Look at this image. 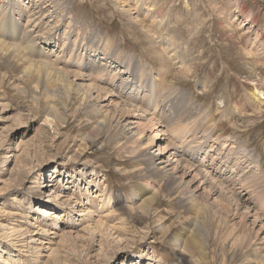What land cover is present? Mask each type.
I'll return each mask as SVG.
<instances>
[{
  "label": "rangeland",
  "instance_id": "obj_1",
  "mask_svg": "<svg viewBox=\"0 0 264 264\" xmlns=\"http://www.w3.org/2000/svg\"><path fill=\"white\" fill-rule=\"evenodd\" d=\"M10 1L0 0V20L12 10ZM119 1L163 17L192 70L182 72L170 61L178 96L199 105L194 117L206 132L197 133L198 140L208 138L212 149L231 142L245 148L249 166L264 176V96H253L264 94V0ZM13 2L23 6L19 32L30 9L44 18L36 40L51 38L45 45L52 58L80 54L116 71L132 60L147 67L149 79L161 71L152 43L156 25L144 32L120 12L118 0ZM94 36L106 45L89 44ZM5 57L1 52L0 264H264V205L249 183L235 184V193L223 184L228 202L204 190L205 210L188 209L163 181L151 180L150 187L124 135L104 131L78 91L63 92L57 73L37 64L17 68ZM104 86L116 93L110 82ZM114 88L124 94L119 100L144 109L125 97L139 93L129 72ZM233 114L244 123L232 124ZM222 169L216 178L227 173ZM135 186L144 190L139 199ZM258 188L264 194V180Z\"/></svg>",
  "mask_w": 264,
  "mask_h": 264
},
{
  "label": "bare ground",
  "instance_id": "obj_2",
  "mask_svg": "<svg viewBox=\"0 0 264 264\" xmlns=\"http://www.w3.org/2000/svg\"><path fill=\"white\" fill-rule=\"evenodd\" d=\"M7 5L12 10L4 11L3 17L0 20V28H2L0 29V56L2 52L6 56L5 58H9L12 64L18 66H16L17 68L20 66L30 70L37 64L44 67L43 69L46 73H57V81L62 90H64L63 92L67 96H70L71 91H78L80 99L85 105V109L91 114L100 116L104 131H110L112 129L111 135L113 137L124 135V144L127 152L136 158L137 164L141 167L139 172L147 180L150 182L151 180L163 181L169 191L177 192L179 200L188 209H193L192 206H198L205 210V204L200 200L201 192L204 190L210 195H215L216 199L218 197L228 202V195L226 196V190L223 189L224 187L222 185L227 184L228 186L226 188H229L230 191L235 193L236 188H234V185L242 184V186H245L243 184L245 182L249 183L248 185H251V188L255 191L254 196L256 200H259V203L264 205V197L262 198L264 194H261V192L258 193L259 182L264 180V176L261 171H257V169L254 171L249 166L252 163L250 151H248L249 154L245 148L241 149L238 147L234 149L235 145L232 142L224 145L225 148L223 149L226 150L219 147L212 149L213 145L209 146V144L207 148L208 138L202 136L206 131L203 130L204 127L201 129L194 117V114L199 110V105L194 104L192 99H187V94H183L185 98L178 96L174 86L178 78H176L177 75L175 76L176 73H171L172 63H179L178 68L182 72H190L192 70L185 64L186 62L182 59L183 56L176 49L177 47L175 48L173 46L175 39L164 28L163 17H159L156 20L155 16L157 14L153 15L152 10H145L143 13V11H138L134 6L118 0L120 12L123 15H127L130 21L134 22L141 30L150 33L151 27L154 24L158 29V37L153 36L152 43L159 53V58L156 60L160 64L161 71L154 74L152 79H149L150 73L147 67L137 65L132 60L127 63H121L120 68L116 71L103 64H98L89 58H83L80 54H76L74 57L72 54H64L61 57L55 56L52 58V54L48 53L50 51L47 50L45 45L51 38H44L45 41L42 42L36 40L39 37L36 32L40 31L44 18L35 16L34 11L30 9L25 20L26 25L24 24L23 30L20 28L21 32H19L16 27V22L17 19H20L24 15L22 12L23 6L22 4L13 2V0L8 2ZM133 10L136 11L133 12ZM94 37L89 39V44H100L103 47L106 45L105 40L97 38L98 36ZM246 51L248 54L250 50ZM32 54L36 55V60L29 58ZM78 57H80L79 60H77ZM63 58H66V60L63 61ZM170 61L173 62L171 63ZM6 62L10 63L7 60ZM61 65L65 66L66 69L61 67ZM23 71L25 73V70ZM127 72H129L131 79H134L137 83L139 93L136 92L135 95L130 96L125 95V97L129 101H132V99L134 101L139 100V103L145 110L135 107L136 105L138 106L136 103H127L124 100H119L120 98L122 99L124 94L117 91L114 85ZM87 81L88 85L83 84ZM106 82H110V86L115 90L116 95L109 91L110 88L104 86ZM204 86L206 88V85ZM93 93L96 94L93 95ZM254 93L253 96L257 100H262L260 96H264L263 93L260 91ZM259 107L260 104L257 108ZM129 108L133 110H129ZM130 111L134 112V116L131 115ZM231 118H234L232 124H235L237 121L241 123L244 121V118L235 116L234 114ZM200 131H205L201 135L204 138L201 141L198 140L199 135H197ZM214 139L216 140L218 137ZM155 145L157 147L151 150L150 148H153ZM227 146L228 149L226 148ZM200 151L201 154H199ZM212 151H214L213 154ZM215 160L217 166L213 165ZM221 168L226 170L227 173L222 175L224 173L220 172V178H216L213 173L218 172ZM148 184L150 187L153 185L152 182ZM248 187H245L246 190ZM134 188L133 196L139 195V199L141 197L140 194L144 190L140 186H135ZM147 202V200L141 203L139 202L138 207L144 209ZM206 212L209 213L210 211L208 212L206 210ZM164 228L169 230L168 228L170 226Z\"/></svg>",
  "mask_w": 264,
  "mask_h": 264
}]
</instances>
